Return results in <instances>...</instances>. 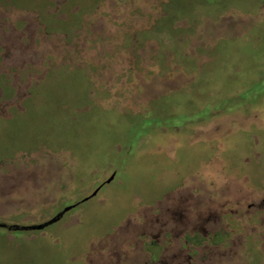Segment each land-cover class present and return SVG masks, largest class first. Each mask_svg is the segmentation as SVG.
Instances as JSON below:
<instances>
[{
	"label": "rangeland",
	"instance_id": "rangeland-1",
	"mask_svg": "<svg viewBox=\"0 0 264 264\" xmlns=\"http://www.w3.org/2000/svg\"><path fill=\"white\" fill-rule=\"evenodd\" d=\"M0 264H264V0H0Z\"/></svg>",
	"mask_w": 264,
	"mask_h": 264
},
{
	"label": "water",
	"instance_id": "water-1",
	"mask_svg": "<svg viewBox=\"0 0 264 264\" xmlns=\"http://www.w3.org/2000/svg\"><path fill=\"white\" fill-rule=\"evenodd\" d=\"M115 175H113L108 181H106L105 184H110L113 180H114ZM102 186L99 187L90 197L86 198L83 200V202L89 201L90 199L96 197L99 193V191L101 190ZM77 205H73L70 206L66 209H64L59 215L58 217H56L55 219L39 225V226H32V227H7L8 230L10 231H40V230H44L45 228L55 224L56 222H58L60 220V218H62L67 212H69L70 210L74 209Z\"/></svg>",
	"mask_w": 264,
	"mask_h": 264
}]
</instances>
